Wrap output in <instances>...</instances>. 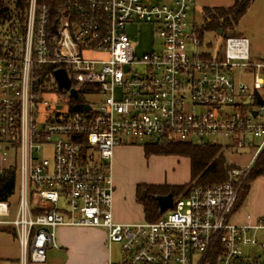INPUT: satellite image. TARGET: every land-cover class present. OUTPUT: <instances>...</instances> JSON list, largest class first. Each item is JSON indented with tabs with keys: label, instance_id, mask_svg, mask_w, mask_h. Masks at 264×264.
Listing matches in <instances>:
<instances>
[{
	"label": "built area",
	"instance_id": "1",
	"mask_svg": "<svg viewBox=\"0 0 264 264\" xmlns=\"http://www.w3.org/2000/svg\"><path fill=\"white\" fill-rule=\"evenodd\" d=\"M196 1L65 0L51 30L49 6L30 0L24 34L0 53V176L17 167L20 194L17 208L0 200V228L14 229L20 264H46L64 227L106 229L108 264H209L216 253L217 264H264V215L239 218L242 186L264 151V59L253 60L243 36L206 49L189 21ZM138 22L152 26L153 51L138 53L128 33ZM214 136L256 148L253 165L193 188L157 221H116L117 147L220 145Z\"/></svg>",
	"mask_w": 264,
	"mask_h": 264
},
{
	"label": "rangeland",
	"instance_id": "2",
	"mask_svg": "<svg viewBox=\"0 0 264 264\" xmlns=\"http://www.w3.org/2000/svg\"><path fill=\"white\" fill-rule=\"evenodd\" d=\"M235 3V0H197L195 3V10L191 13L189 21L191 26L194 24L201 25L203 22V13L206 7H230ZM128 33L133 37L134 41L138 43L137 51L139 54L153 51L155 48L154 42L156 40L155 33L152 26L145 22H138L133 26L128 27ZM233 33H229L232 35ZM235 35L245 36L250 40L251 54L254 61L264 58V0H255L249 8L247 14L240 20L238 26L235 27ZM234 36V34L232 35ZM226 37L216 35L213 32H207L204 37V47L210 51L218 52L224 49ZM158 41V40H156ZM252 74H239L238 79H242L250 84L253 83ZM94 97H89L88 100H93ZM60 101V100H59ZM208 141L217 142L226 149V157L228 162L237 168H246L253 165L254 157L257 149L246 147L242 149H234V140L223 137L214 136L209 137ZM257 142V140H255ZM138 148H130L126 152L124 161H120L115 168V177L121 181V185L117 186L120 194L128 197L130 192L133 194L137 185L164 183L168 185L188 184L191 179V171L189 161L183 157L174 155H154L146 157L145 152L139 147H142L144 141L131 140L130 143ZM125 145V146H128ZM188 182V183H187ZM251 196L252 193L262 191L264 193V176L258 177L251 182ZM242 194V193H241ZM19 190L12 198V205L17 208L19 204ZM246 197L242 201L241 208L244 213L239 217L245 221L246 214H253L252 198ZM130 206L129 204H125ZM65 228V227H64ZM61 229V228H60ZM59 229V230H60ZM76 229V228H73ZM93 229L94 232L89 233L85 231H76L72 233L71 246L75 252L84 256L86 260L91 261L92 264H100L102 258L110 257V250L108 247V235L104 228H80ZM60 240V233H59ZM121 246L114 244L112 246V257L115 261L121 259ZM66 254V250L51 249L49 251L50 259H60ZM21 246L16 238L13 228H0V264H9V258L14 260L20 259Z\"/></svg>",
	"mask_w": 264,
	"mask_h": 264
},
{
	"label": "trees",
	"instance_id": "3",
	"mask_svg": "<svg viewBox=\"0 0 264 264\" xmlns=\"http://www.w3.org/2000/svg\"><path fill=\"white\" fill-rule=\"evenodd\" d=\"M65 0H39L51 10V30L59 26L62 18L61 4ZM255 0H235L230 7H206L203 13V22L198 25V34L204 40L207 32L223 37L235 35V27L247 14ZM30 0H0V53H3L5 42L24 34ZM229 33H233L229 35ZM264 59V58H263ZM264 103L259 99V104ZM146 157L154 155L180 156L191 160V180L185 185H156L141 184L137 187V200L142 204L145 220L157 221L162 212L157 200L158 196L173 194L175 199L187 196L195 187H209L221 184L229 179L230 173L237 167L230 164L226 157V149L213 143H193L191 141L163 140L148 142L142 145ZM264 176V151L259 156L253 169L249 173L241 189L239 205L249 195L251 182ZM19 184L18 168L9 169L0 176V200H12ZM37 213H40L36 211ZM217 253L209 259V264H217Z\"/></svg>",
	"mask_w": 264,
	"mask_h": 264
},
{
	"label": "crops",
	"instance_id": "4",
	"mask_svg": "<svg viewBox=\"0 0 264 264\" xmlns=\"http://www.w3.org/2000/svg\"><path fill=\"white\" fill-rule=\"evenodd\" d=\"M245 37V36H243ZM247 38V37H246ZM249 39V38H248ZM130 148H138L135 145H128V146H119L115 149L114 153V159H113V177H114V184H115V194H114V217L116 221L120 223H134V222H139L145 220V213H144V208L142 204H140L137 200V187L135 189V192L132 194L130 192L129 199L128 197H124L120 194V191L118 190L117 186L121 185V181L115 177V168L117 165H119L120 161H124V157L126 152ZM143 150L144 152V147H139ZM180 157V156H177ZM187 161H189V167L191 171V160L187 157ZM191 180V179H190ZM190 182V181H189ZM188 183V182H187ZM156 185H165L164 183H152ZM186 184V183H185ZM175 185H184V184H175ZM252 190V187H251ZM251 190L250 193L247 197L251 196ZM252 211L253 215L255 216H260L264 215V193L262 191H256L252 193ZM125 204H129L130 206H126ZM242 204V203H241ZM240 204V207L243 205ZM243 214L244 211L241 208ZM85 231L92 233L94 232L93 229H80V228H61L58 231V240H59V233H60V248H64L66 250V254L60 258V259H50L49 253H48V261L46 264H92L90 263L91 261H88L85 259L84 256L79 255L77 252L74 251V249L71 246V238L70 236L72 233H76V231ZM20 259L14 260L13 258H9V264H20ZM102 262L100 264H108L109 258L107 257L102 258Z\"/></svg>",
	"mask_w": 264,
	"mask_h": 264
},
{
	"label": "water",
	"instance_id": "5",
	"mask_svg": "<svg viewBox=\"0 0 264 264\" xmlns=\"http://www.w3.org/2000/svg\"><path fill=\"white\" fill-rule=\"evenodd\" d=\"M223 33H224V31L221 29L219 31V35L221 36V35H223ZM57 76L61 81L62 87H67V88L71 87V83L68 80V77H67L65 71H58ZM157 200H158V203H159V206H160L162 213H165L169 209L174 207L175 197L173 194L158 196Z\"/></svg>",
	"mask_w": 264,
	"mask_h": 264
}]
</instances>
